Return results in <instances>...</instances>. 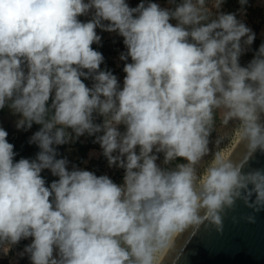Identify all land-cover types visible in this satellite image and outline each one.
I'll list each match as a JSON object with an SVG mask.
<instances>
[{
	"label": "clouds",
	"instance_id": "9594fccd",
	"mask_svg": "<svg viewBox=\"0 0 264 264\" xmlns=\"http://www.w3.org/2000/svg\"><path fill=\"white\" fill-rule=\"evenodd\" d=\"M169 3L0 0V109L19 114L17 129L41 125L28 141L39 151L19 159L0 127L4 255L31 237L19 253L31 264H162L159 253L174 252L190 226L208 220L222 231L237 199L264 210V167L244 170L264 152V43L242 65L256 33L224 0ZM97 28L124 38L122 86L92 47L102 43ZM218 113L223 125L236 122L243 160L213 139ZM84 135L124 169L121 183L69 167L58 146ZM45 169L57 177L50 184Z\"/></svg>",
	"mask_w": 264,
	"mask_h": 264
},
{
	"label": "rangeland",
	"instance_id": "374dc122",
	"mask_svg": "<svg viewBox=\"0 0 264 264\" xmlns=\"http://www.w3.org/2000/svg\"><path fill=\"white\" fill-rule=\"evenodd\" d=\"M131 6H136L140 3V0H128ZM162 7H174V4L169 3V0H156ZM241 8L240 0H224L222 10L225 12H237L238 18H242L244 22L250 26L256 33V38L250 49L241 55L240 63L247 65V63L253 58L255 51L259 48L261 43H264V0H248V3L244 5L246 14L240 15L238 10ZM214 14V12H213ZM90 15L81 16V20L90 19ZM175 23V20L172 21ZM107 23V21H105ZM99 33H102V43L93 44L92 47L97 48L105 56V61L101 65L102 68L107 67L111 69L119 78L121 86L123 85V78L126 73L123 71L124 64L130 62L120 59V53L126 51V46L123 43V37L116 32L105 31L97 28ZM92 80H89V86L92 85ZM102 120V117L98 118V122ZM123 129V126H121ZM237 125L236 122H230L228 125L221 123L220 115L217 114L216 126L213 132V139L217 136L223 137V142L219 145V148L226 152L235 143L237 137ZM94 137L81 136L79 140L72 144H65L58 146L59 151H62L65 156L68 157L72 164H76L82 168L95 171L98 175L108 174L114 181L121 183L123 181L124 169L119 167H109L107 159L102 155V150L98 143H94ZM213 145V150H216ZM163 159V154H160V160ZM211 157H205L199 167L203 169ZM159 162V161H158ZM183 162L181 160L173 161L169 167H174L177 163ZM42 175L46 177L47 182L50 184L52 180L57 179L53 176L50 170L45 169ZM31 237L22 239L18 244L14 245L7 255L0 252L1 263L0 264H31L29 256L27 254L20 255L25 245L31 242Z\"/></svg>",
	"mask_w": 264,
	"mask_h": 264
},
{
	"label": "water",
	"instance_id": "95a60500",
	"mask_svg": "<svg viewBox=\"0 0 264 264\" xmlns=\"http://www.w3.org/2000/svg\"><path fill=\"white\" fill-rule=\"evenodd\" d=\"M247 154L241 141L231 155L243 160ZM264 167V152L257 151L245 164L244 170ZM255 217L254 221L248 219ZM223 230L212 222L190 226L174 241V252L167 250L162 264H264V210H254L242 200L222 213ZM1 263V256H0Z\"/></svg>",
	"mask_w": 264,
	"mask_h": 264
},
{
	"label": "flooded vegetation",
	"instance_id": "af4514ba",
	"mask_svg": "<svg viewBox=\"0 0 264 264\" xmlns=\"http://www.w3.org/2000/svg\"><path fill=\"white\" fill-rule=\"evenodd\" d=\"M82 79H85L82 77ZM90 79H85V83L89 85ZM19 118V114H14L13 111L6 105L3 109H0V127H4L9 135L7 139L15 145V151L18 155L15 159L21 157H34L39 151V148L35 144H30L29 137L38 130L41 125L34 123L31 129L27 131L17 129L16 121ZM60 155L65 156L62 151H59Z\"/></svg>",
	"mask_w": 264,
	"mask_h": 264
},
{
	"label": "bare ground",
	"instance_id": "6f19581e",
	"mask_svg": "<svg viewBox=\"0 0 264 264\" xmlns=\"http://www.w3.org/2000/svg\"><path fill=\"white\" fill-rule=\"evenodd\" d=\"M241 137H240V135H238V137H237V139H236V141H235V143H234V145L229 149V150H227L226 152H224V154L226 155V156H231L232 154H233V152L236 150V148L238 147V145L241 143ZM167 250L168 249H165V250H163L161 253H159V259H160V261L162 260V258L164 257V255H165V253L167 252Z\"/></svg>",
	"mask_w": 264,
	"mask_h": 264
}]
</instances>
